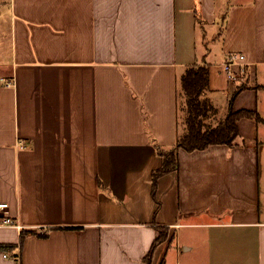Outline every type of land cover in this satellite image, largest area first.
Instances as JSON below:
<instances>
[{"label":"crops","instance_id":"0c3cea01","mask_svg":"<svg viewBox=\"0 0 264 264\" xmlns=\"http://www.w3.org/2000/svg\"><path fill=\"white\" fill-rule=\"evenodd\" d=\"M232 52L246 57L235 79ZM196 64L218 119L264 117V0H0V220L20 225L0 226V243L31 231L0 264H146L160 226L174 238L153 264L169 249L183 264H264V123L239 120L232 146L181 148L152 193Z\"/></svg>","mask_w":264,"mask_h":264},{"label":"trees","instance_id":"16d2710c","mask_svg":"<svg viewBox=\"0 0 264 264\" xmlns=\"http://www.w3.org/2000/svg\"><path fill=\"white\" fill-rule=\"evenodd\" d=\"M196 19L197 22L202 21L197 10ZM180 86L184 98L182 111L185 112V116L181 120L184 130L179 135L177 143L174 146L162 147L156 144L157 152L162 158V163L152 172L153 195L156 194L158 179L169 172L179 169V150L181 148L187 151H194L205 149L214 144L232 146L240 135L239 120L242 118H252L258 123H264V117L257 110L247 108L235 109L233 107H231L224 118L216 120L215 123L208 122L207 119L216 117L218 109L204 95L209 87V67L206 64H196L187 67L180 77ZM243 88L244 86H240L237 92ZM157 229L158 236L144 259L146 264H153V256L159 245L167 241L171 243L174 238V235H170V228L168 226H160ZM30 232L22 230L19 244L0 243V249L15 250L23 243L26 235ZM161 264H165V261L163 260Z\"/></svg>","mask_w":264,"mask_h":264},{"label":"built area","instance_id":"2783aa9c","mask_svg":"<svg viewBox=\"0 0 264 264\" xmlns=\"http://www.w3.org/2000/svg\"><path fill=\"white\" fill-rule=\"evenodd\" d=\"M245 54L241 52H232L229 54V57L227 61L223 64V70L226 72L229 79H235L236 78V70L234 67L236 65L242 66L245 61ZM9 85L11 82L8 83ZM8 204L5 202L0 203V213L4 214L5 210L7 208ZM0 226H16L20 228L19 224H16L10 217L3 216V218L0 220ZM18 256L14 257L17 258Z\"/></svg>","mask_w":264,"mask_h":264},{"label":"rangeland","instance_id":"374dc122","mask_svg":"<svg viewBox=\"0 0 264 264\" xmlns=\"http://www.w3.org/2000/svg\"><path fill=\"white\" fill-rule=\"evenodd\" d=\"M4 9V8H3ZM216 25H218V29H220L221 30V27L223 26V21H222V19H221V21H220V23L219 24H216ZM212 29H213V27H208V32H207V39H209L210 41H211V34H212ZM234 97V95L232 94L231 96H230V99H232ZM184 116H185V112H183V111H181V120L184 118ZM208 120V122H212V123H215L216 122V120H218V118L217 117H211V118H209V119H207ZM182 122V121H181ZM170 258V264H183L182 263V261L180 260L179 261V259H178V257L176 256V253L174 252V250H171V249H169V255H168ZM185 264V263H184Z\"/></svg>","mask_w":264,"mask_h":264}]
</instances>
